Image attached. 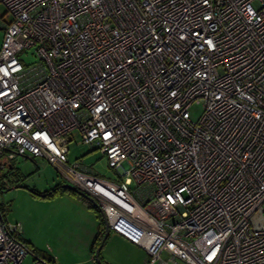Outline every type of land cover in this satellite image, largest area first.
<instances>
[{
  "label": "built area",
  "instance_id": "obj_1",
  "mask_svg": "<svg viewBox=\"0 0 264 264\" xmlns=\"http://www.w3.org/2000/svg\"><path fill=\"white\" fill-rule=\"evenodd\" d=\"M0 4V186L42 157L143 264H264V0ZM73 130L115 179L67 161ZM20 231L0 211V264H51Z\"/></svg>",
  "mask_w": 264,
  "mask_h": 264
},
{
  "label": "rangeland",
  "instance_id": "obj_2",
  "mask_svg": "<svg viewBox=\"0 0 264 264\" xmlns=\"http://www.w3.org/2000/svg\"><path fill=\"white\" fill-rule=\"evenodd\" d=\"M5 8L0 4V16L5 21L10 17L4 15ZM3 30L0 27V44ZM19 54L18 56H20ZM26 61H32L31 55H24ZM191 116L196 119L201 112L200 105L193 104L189 108ZM73 139L67 142V161L72 162L79 159L82 164L88 166L98 175H103L109 179L117 177L116 172L108 166L106 156L96 145L78 142L79 135L72 131ZM15 175H9L10 183L19 184L18 187L5 188L0 190V204L3 213L11 222L25 220V216H33L36 220L44 214L43 198L33 196L30 189L43 191L53 187L56 183H66L61 176L60 170L42 157L24 158L21 157L12 163ZM45 211V210H44ZM44 217V215H43ZM28 222V219H26ZM33 228L35 241L40 244L54 246L53 232L49 224H42ZM100 259L107 264H142L145 258V251L141 247H135L125 243L116 237L113 232H109L105 238L99 253ZM31 256L26 255L23 264H30Z\"/></svg>",
  "mask_w": 264,
  "mask_h": 264
},
{
  "label": "crops",
  "instance_id": "obj_3",
  "mask_svg": "<svg viewBox=\"0 0 264 264\" xmlns=\"http://www.w3.org/2000/svg\"><path fill=\"white\" fill-rule=\"evenodd\" d=\"M20 158H16L13 163ZM9 168L7 173L14 171L12 164ZM41 203L44 205V217L41 215L36 220L30 214L24 217L25 220L14 221L19 222L21 225L20 237L30 247L51 257L53 264H97L92 252V241L99 226V219L95 212L80 199L67 193L42 200ZM3 216L7 221L11 222L5 214ZM26 219H28V222H26ZM39 224V229L42 224H49L51 228L55 229L52 234L54 246L51 247L35 241L33 228ZM113 233L125 243L140 247L130 243L117 233ZM146 257L145 252L144 261Z\"/></svg>",
  "mask_w": 264,
  "mask_h": 264
},
{
  "label": "trees",
  "instance_id": "obj_4",
  "mask_svg": "<svg viewBox=\"0 0 264 264\" xmlns=\"http://www.w3.org/2000/svg\"><path fill=\"white\" fill-rule=\"evenodd\" d=\"M17 172L12 171L11 173H7V172H4L2 174V176H6L7 179H8V185L7 186H4V184H2L0 186V190L2 189H9L11 187H18L20 186L19 184H16V185H13V183L11 184L10 183V179L8 178L9 175H15ZM11 184V185H9ZM30 192L33 196H36V197H39V198H43V199H51L55 196H58V195H61L63 193H67L75 198H78L80 199L83 203H85L89 208H91L97 218L99 219V226H98V230L97 232L95 233V236L93 238V241H92V252H93V257H94V251L96 250L97 246L99 243L104 242L105 238L107 237V235L105 236V224H104V220H103V214L99 208V206L96 204L95 201L91 202L90 200H88L87 198H85L82 194H79L78 192H76L75 190L73 189H70L66 186H64V183L63 182H60V183H56L53 187L49 188V189H46V190H43V191H39V190H36V189H33L31 188L30 189ZM0 211L2 212L3 211V207L2 205L0 204ZM2 214L4 215V213L2 212ZM19 239H21L23 242H25L20 236H17ZM26 243V242H25ZM28 244V243H27ZM30 247V246H29ZM31 251L33 253H36L40 256H42L43 258H45L46 260H48L51 264H53V260L51 257H49L48 255L44 254L43 252L35 249V248H32L30 247ZM100 253V251H99ZM99 253H98V259H95L96 263L97 264H107L105 262H103L100 257H99Z\"/></svg>",
  "mask_w": 264,
  "mask_h": 264
},
{
  "label": "water",
  "instance_id": "obj_5",
  "mask_svg": "<svg viewBox=\"0 0 264 264\" xmlns=\"http://www.w3.org/2000/svg\"><path fill=\"white\" fill-rule=\"evenodd\" d=\"M64 186H66V187H68V188H70V189L75 190V191L78 192L79 194H82L85 198H87V199L90 200L91 202L94 201V199H93L91 196H89L88 194H86V193H84L83 191L79 190L78 188H76L75 186H73L71 183L66 182V183H64ZM103 220H104V224H105V236H106V235L109 233V228H108V226H107V223H106L104 217H103ZM101 246H102V242L98 244L96 250L94 251V257H95L96 259H98V253H99V251H100ZM94 257H93V258H94ZM94 260H95V259H94Z\"/></svg>",
  "mask_w": 264,
  "mask_h": 264
}]
</instances>
